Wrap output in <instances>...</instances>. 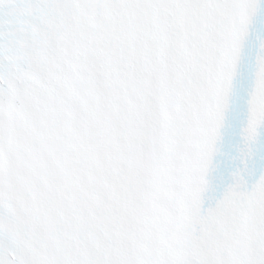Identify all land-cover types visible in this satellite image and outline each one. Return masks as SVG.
Returning a JSON list of instances; mask_svg holds the SVG:
<instances>
[{"label":"snow or ice","instance_id":"1","mask_svg":"<svg viewBox=\"0 0 264 264\" xmlns=\"http://www.w3.org/2000/svg\"><path fill=\"white\" fill-rule=\"evenodd\" d=\"M0 264H264V0H0Z\"/></svg>","mask_w":264,"mask_h":264}]
</instances>
